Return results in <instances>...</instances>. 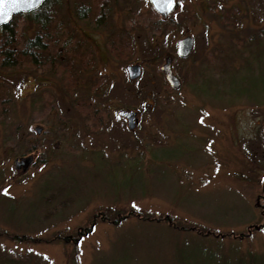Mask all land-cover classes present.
<instances>
[{
  "label": "rangeland",
  "instance_id": "obj_1",
  "mask_svg": "<svg viewBox=\"0 0 264 264\" xmlns=\"http://www.w3.org/2000/svg\"><path fill=\"white\" fill-rule=\"evenodd\" d=\"M107 1L55 0L49 50L0 66V264H264V0H179L164 25L144 0Z\"/></svg>",
  "mask_w": 264,
  "mask_h": 264
},
{
  "label": "trees",
  "instance_id": "obj_2",
  "mask_svg": "<svg viewBox=\"0 0 264 264\" xmlns=\"http://www.w3.org/2000/svg\"><path fill=\"white\" fill-rule=\"evenodd\" d=\"M54 4H55V0H48L45 3H43V5L40 6L38 9H36L35 11L29 14H19L13 16L11 21L7 25L2 27L1 36H0V66L1 67L4 68L13 67L19 64L18 62L21 61L23 58H27L33 65H35L37 62V55L43 54L44 52L49 50V46H50L49 42H51V40L49 39L50 27L53 21L52 16L54 15L52 8ZM30 14H32L33 16L32 20L37 27V32L36 34H34L32 38H29L24 42L25 46L24 48H22L23 44L21 43L22 36L20 32V24L24 16L26 15L28 16ZM119 44H121L120 50L122 51L123 56L126 57L125 53L130 52L131 49L129 42H121ZM159 73L163 76L161 69H159ZM73 86H74L73 81L71 82L70 85L65 84V87L67 88L68 92L71 94L72 99H74L73 92L71 91ZM86 104L77 102V105H80V109H85V111H86ZM87 111L91 118H95L98 115V112L94 111L93 109ZM261 199L260 198L257 199L256 207L261 209L262 214H264V206L260 203L264 201V199L262 200ZM112 221L114 224L119 222L118 219H114ZM167 221L169 222L171 220L167 219ZM172 225L176 230H196L194 227L185 228L184 226H180L173 223ZM263 227H264V222L262 223L261 226H254L253 230L258 231L261 230V228ZM90 232L91 229L85 228L84 234H81L80 236L88 235ZM200 233H203L207 236L212 235V233L203 230H200ZM0 234L2 235V233ZM57 236L58 234H55L53 238H57ZM247 236L248 235H241V238ZM218 237H223V236L218 235Z\"/></svg>",
  "mask_w": 264,
  "mask_h": 264
},
{
  "label": "water",
  "instance_id": "obj_3",
  "mask_svg": "<svg viewBox=\"0 0 264 264\" xmlns=\"http://www.w3.org/2000/svg\"><path fill=\"white\" fill-rule=\"evenodd\" d=\"M154 10L163 17L168 16L175 7V0H148ZM46 0H0V26L7 25L13 16L19 14H29L38 9ZM193 39L190 36L182 38L176 47V55L180 59H186L193 50ZM172 59L167 57L161 66V71L165 73L167 81L173 90L180 88V81L172 73ZM126 73L131 81H135L141 76V67L139 64L128 65ZM118 116L126 119L129 131H134L137 124V114L134 111L122 110ZM36 133H41V129L37 128ZM32 161L31 157L17 158L14 160L16 170L23 169L27 171Z\"/></svg>",
  "mask_w": 264,
  "mask_h": 264
},
{
  "label": "flooded vegetation",
  "instance_id": "obj_4",
  "mask_svg": "<svg viewBox=\"0 0 264 264\" xmlns=\"http://www.w3.org/2000/svg\"><path fill=\"white\" fill-rule=\"evenodd\" d=\"M46 1H48V0H46ZM146 3H147V5H149L150 6V9L152 10V12L154 13L153 14V16L154 17H156V15H157V17H159L161 20V23L164 25L165 24V22L166 21H168L169 20V18L170 17H172V15H174L177 11H178V9H179V4H180V2H179V0H175V7H174V9H173V11L168 15V16H166V17H163L162 15H160V14H158L155 10H154V8H153V6H152V4L148 1V0H144ZM105 2L107 3V5H106V3H105V5H101V0H100V3H98V4H96V6L99 8H101V10L102 11H105V6H106V8H107V6H108V1L107 0H105ZM45 3V2H44ZM43 5V4H42ZM41 5V6H42ZM159 22L157 21V22H153V23H151L152 25V27L151 28H153V30H159V24H158ZM148 26H150V25H148ZM2 27L3 26H0V31H1V29H2ZM193 43H194V40H193ZM177 47V46H176ZM193 48H194V44H193ZM192 52H193V50H192ZM192 52H191V54H192ZM175 54H176V50H175ZM190 54V55H191ZM176 57H177V55H176ZM190 57V56H189ZM188 57V58H189ZM171 58V57H170ZM178 58V57H177ZM188 58H186V59H188ZM24 59V58H23ZM22 59V60H23ZM166 59V58H165ZM164 59V60H165ZM172 59V65H173V58H171ZM180 59V58H179ZM186 59H182V60H186ZM21 60V61H22ZM127 67V66H126ZM161 68V67H160ZM171 68H172V66H171ZM162 72V71H161ZM163 73V72H162ZM172 73H173V75L179 80V78L175 75V72H174V70H173V68H172ZM163 77H164V79H165V81H166V83H167V86L168 87H170V85H169V83H168V81H167V78H166V75H165V73H163ZM129 79V78H128ZM130 80V79H129ZM131 81V80H130ZM180 81V80H179ZM180 87H181V81H180ZM180 89V88H179ZM174 91H176V90H174ZM122 111V110H121ZM128 111H134V110H128ZM120 112V111H119ZM134 112H136V111H134ZM136 114H137V124H136V127H137V125H138V123H139V113L138 112H136ZM119 117V116H118ZM119 118H121V117H119ZM121 119H123L124 121H126V119H124V118H121ZM127 122V121H126ZM136 129V128H135ZM30 157V156H29ZM21 158H28V157H21ZM32 163H33V160L31 161V163H30V166L32 165ZM29 166V167H30ZM263 191H264V189H263ZM264 196V195H263Z\"/></svg>",
  "mask_w": 264,
  "mask_h": 264
}]
</instances>
